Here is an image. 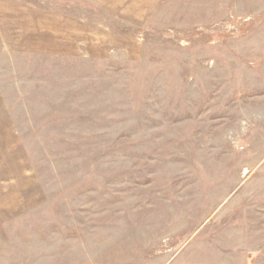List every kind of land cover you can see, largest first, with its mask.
I'll use <instances>...</instances> for the list:
<instances>
[{
	"label": "rangeland",
	"instance_id": "1",
	"mask_svg": "<svg viewBox=\"0 0 264 264\" xmlns=\"http://www.w3.org/2000/svg\"><path fill=\"white\" fill-rule=\"evenodd\" d=\"M0 264H264V0H0Z\"/></svg>",
	"mask_w": 264,
	"mask_h": 264
}]
</instances>
